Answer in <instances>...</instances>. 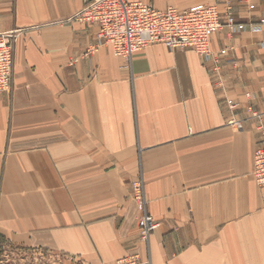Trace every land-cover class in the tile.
<instances>
[{"label": "crops", "instance_id": "0c3cea01", "mask_svg": "<svg viewBox=\"0 0 264 264\" xmlns=\"http://www.w3.org/2000/svg\"><path fill=\"white\" fill-rule=\"evenodd\" d=\"M83 5L0 0V32L18 34L13 84L0 92V234L79 264L129 254L152 264H264V187L252 175L264 146V0H233L237 21L253 26L213 36L214 51L228 50L219 74L194 50L164 43L131 66L109 45L86 55L98 27L74 19ZM141 172L159 223L148 243L132 195Z\"/></svg>", "mask_w": 264, "mask_h": 264}, {"label": "built area", "instance_id": "2783aa9c", "mask_svg": "<svg viewBox=\"0 0 264 264\" xmlns=\"http://www.w3.org/2000/svg\"><path fill=\"white\" fill-rule=\"evenodd\" d=\"M224 7L218 4H196L180 10L174 6L158 9L141 0H84L82 8L74 19L85 25H96L97 40L90 45L86 55L102 45H109L113 53L131 66L136 53L148 45L164 43L173 51L192 49L213 65L214 71H221V59L227 54V48L218 51L212 49L213 36L227 28L232 34L252 27L251 23L237 21L233 0H224ZM255 4H249L253 10ZM264 22V20H262ZM254 26L253 28H256ZM17 31L0 32V92L8 91L13 84L14 51ZM264 46V41L262 43ZM76 61V60H75ZM227 105L236 108L238 103L227 98ZM252 175L257 185L264 186V146L256 147L253 156ZM141 178L133 181V196L145 203L140 193ZM159 223L142 206L138 217L141 240L145 241L149 233ZM52 253L50 251H45ZM114 264H152L139 254H129L118 258Z\"/></svg>", "mask_w": 264, "mask_h": 264}, {"label": "rangeland", "instance_id": "374dc122", "mask_svg": "<svg viewBox=\"0 0 264 264\" xmlns=\"http://www.w3.org/2000/svg\"><path fill=\"white\" fill-rule=\"evenodd\" d=\"M16 41H17V38L15 40V46H16ZM10 90H8V91H10ZM226 104H227V102H226ZM227 107L231 111H235V109L237 108L236 107V108L232 109L229 107V105H227ZM233 124H237L238 127H242L239 120H237V121L235 120V122H234V117H233ZM137 178H141L140 193L142 195V198H143V196L145 197V203L144 204L142 203L141 206H144L147 204L146 181H145V178H144V175L142 172H141V175H139ZM132 192H133V186H132ZM132 195H133V193H132ZM147 211H148V209H147ZM158 226H157V228H158ZM157 228H155L154 230H152L149 233V237L147 238L146 243L149 242L150 235ZM0 264H79V263L75 262L70 257H65L63 255L45 252V250L34 249L32 247H29V246L18 245L16 243H13V242L7 240L6 238H4L0 234Z\"/></svg>", "mask_w": 264, "mask_h": 264}]
</instances>
